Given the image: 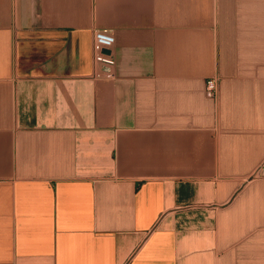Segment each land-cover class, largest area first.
<instances>
[{
  "label": "crops",
  "instance_id": "crops-1",
  "mask_svg": "<svg viewBox=\"0 0 264 264\" xmlns=\"http://www.w3.org/2000/svg\"><path fill=\"white\" fill-rule=\"evenodd\" d=\"M0 264H264V0H0Z\"/></svg>",
  "mask_w": 264,
  "mask_h": 264
},
{
  "label": "built area",
  "instance_id": "built-area-1",
  "mask_svg": "<svg viewBox=\"0 0 264 264\" xmlns=\"http://www.w3.org/2000/svg\"><path fill=\"white\" fill-rule=\"evenodd\" d=\"M114 35L106 30H95L93 33V62L98 68L92 73V77L105 79L112 76L111 67L115 64V58L111 52L114 44ZM218 78L210 76L205 80V94L215 98L217 95Z\"/></svg>",
  "mask_w": 264,
  "mask_h": 264
}]
</instances>
